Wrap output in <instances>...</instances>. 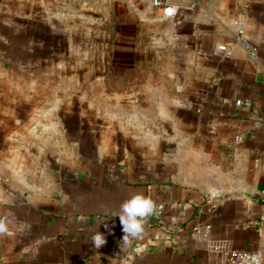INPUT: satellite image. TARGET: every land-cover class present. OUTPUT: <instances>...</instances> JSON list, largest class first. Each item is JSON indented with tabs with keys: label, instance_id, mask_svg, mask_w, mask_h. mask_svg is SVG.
Returning <instances> with one entry per match:
<instances>
[{
	"label": "crops",
	"instance_id": "1",
	"mask_svg": "<svg viewBox=\"0 0 264 264\" xmlns=\"http://www.w3.org/2000/svg\"><path fill=\"white\" fill-rule=\"evenodd\" d=\"M168 1L174 17L152 0H0V264L264 255V0ZM96 34L101 63L79 67L69 46ZM137 193L164 216L125 244Z\"/></svg>",
	"mask_w": 264,
	"mask_h": 264
},
{
	"label": "built area",
	"instance_id": "2",
	"mask_svg": "<svg viewBox=\"0 0 264 264\" xmlns=\"http://www.w3.org/2000/svg\"><path fill=\"white\" fill-rule=\"evenodd\" d=\"M152 3L156 8H160L166 17H174L177 14L176 5L168 0H152ZM233 32L238 44L244 45L252 53L256 52V47L248 42L245 37V27L242 22L237 20L234 22ZM218 51L230 54L231 48L226 44H221L218 46L216 52ZM239 103L240 101H238ZM163 216L164 211L162 206L154 205V211L149 217L160 220ZM194 230L196 233L207 235L209 226L198 224L194 227ZM219 250V257L216 264H264V255L256 250L237 249L226 245L220 246ZM133 251L138 252V248L134 246Z\"/></svg>",
	"mask_w": 264,
	"mask_h": 264
},
{
	"label": "clouds",
	"instance_id": "3",
	"mask_svg": "<svg viewBox=\"0 0 264 264\" xmlns=\"http://www.w3.org/2000/svg\"><path fill=\"white\" fill-rule=\"evenodd\" d=\"M154 211L153 201L143 194H133L127 198L120 206L119 213L124 233L122 241L125 244L131 242V239L137 238L144 230V222ZM0 232L7 233L8 228L5 223H0ZM91 242L95 248H100L105 242V235L96 231L91 236Z\"/></svg>",
	"mask_w": 264,
	"mask_h": 264
},
{
	"label": "rangeland",
	"instance_id": "4",
	"mask_svg": "<svg viewBox=\"0 0 264 264\" xmlns=\"http://www.w3.org/2000/svg\"><path fill=\"white\" fill-rule=\"evenodd\" d=\"M99 36V34H96L94 37L92 36V39L88 40L87 42L83 39L84 41H77L71 44L72 47L69 46L70 50L74 51L78 55L77 62L79 67L83 66V68H85L87 62L101 63V59L98 56H100L102 50H105V44H102L101 37L99 38ZM78 39H82V37H78ZM86 52H94L97 57H94V59H86Z\"/></svg>",
	"mask_w": 264,
	"mask_h": 264
}]
</instances>
